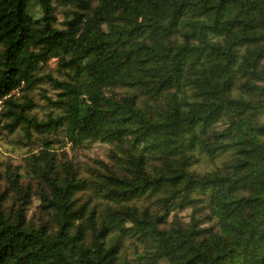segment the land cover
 Masks as SVG:
<instances>
[{
  "label": "trees",
  "instance_id": "obj_1",
  "mask_svg": "<svg viewBox=\"0 0 264 264\" xmlns=\"http://www.w3.org/2000/svg\"><path fill=\"white\" fill-rule=\"evenodd\" d=\"M0 264H264V0H0Z\"/></svg>",
  "mask_w": 264,
  "mask_h": 264
},
{
  "label": "rangeland",
  "instance_id": "obj_2",
  "mask_svg": "<svg viewBox=\"0 0 264 264\" xmlns=\"http://www.w3.org/2000/svg\"><path fill=\"white\" fill-rule=\"evenodd\" d=\"M9 145L8 143L5 144V148L8 150L7 153L5 152V156H10L12 158L13 161H17L18 160V155L22 154L26 149H22L20 147H13L12 150V146ZM4 148V150H5ZM2 148V151H4ZM12 150V153H11ZM10 151V152H9ZM103 152H104V146L101 147L99 145H94L90 150H84V149H80L78 151V155L77 157H93V156H98V157H103Z\"/></svg>",
  "mask_w": 264,
  "mask_h": 264
}]
</instances>
